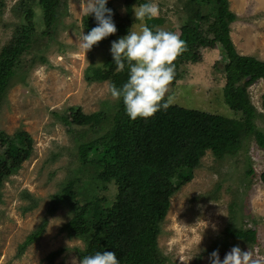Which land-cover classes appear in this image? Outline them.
<instances>
[{"label": "rangeland", "instance_id": "374dc122", "mask_svg": "<svg viewBox=\"0 0 264 264\" xmlns=\"http://www.w3.org/2000/svg\"><path fill=\"white\" fill-rule=\"evenodd\" d=\"M20 1L0 0V50L17 25L27 24L16 11ZM188 1L108 0L106 7L112 10L116 26L138 31L141 22L135 21L133 7L155 3L159 7L155 19L160 22L156 29L178 35L190 10ZM226 1L236 17L229 36L237 54L264 63V0ZM84 7V0H61L55 22L47 26L36 1L33 4L34 32L17 60L19 71L0 107V131L8 136L24 132L32 144L29 159L0 186V264H73L74 260L78 264L75 251L82 250L84 243L63 231L71 218L63 201L50 213L52 198L73 180L79 199L93 193L112 200L116 193L113 185L96 179L94 165L83 166L78 161L79 143L93 134L61 121H72L69 108H79L87 116L111 114L119 101L111 97L109 81L88 78L92 70L104 68L112 58V41L122 36L107 37L85 53L77 37L81 32L87 34V17L93 26L96 21L83 13ZM209 12L202 7L203 15ZM32 58L33 64L25 66ZM198 61L178 69L179 78L170 84L165 99L169 105L223 117L227 130L241 133V150L223 158L207 152L199 167L188 172L192 179L177 191L170 189V205L157 238L161 264H210L212 251L218 250L223 260L233 246L264 261V184L260 181L264 150L251 136H244L241 117L224 104L226 60L222 50L202 49ZM247 95L255 111L250 120L253 130L264 134V81L249 87ZM227 227L242 234L253 230L255 241L228 236ZM37 230L40 235L19 256V247ZM57 251L60 255L50 262L47 257Z\"/></svg>", "mask_w": 264, "mask_h": 264}, {"label": "trees", "instance_id": "16d2710c", "mask_svg": "<svg viewBox=\"0 0 264 264\" xmlns=\"http://www.w3.org/2000/svg\"><path fill=\"white\" fill-rule=\"evenodd\" d=\"M35 1L40 8L42 22L47 26L55 22L61 5V0H21L17 5L16 11L21 13L23 22L27 24L17 25L7 44L0 50V107L13 76L19 71L15 68L17 60L34 32L30 19L34 16ZM204 6L210 9L206 15L202 14ZM186 7L190 10L188 13L186 11V21L178 34L185 42L186 50L174 61L175 76L172 82L179 78L177 72L181 66L199 62L202 49L222 50L226 60L223 67L224 104L241 117L244 136H251L257 146L264 150V134L254 131L250 123L255 111L247 95L249 87L259 80L264 81V63L237 54L229 36V26L236 17L229 11L226 0H189ZM144 23L153 31L158 30L156 27L160 24L155 18ZM93 25L87 17L84 21L85 32L95 27ZM116 29L109 39L123 37L129 30L121 24ZM33 60L25 66L33 64ZM115 67L110 58L104 68L92 70L88 79L109 81L111 86L119 88L128 78L127 69L117 72ZM67 111L72 121L66 123L64 118L61 119L65 126L73 124L93 134L91 139L79 143L78 161L83 166L94 165L96 179L105 186L113 185L116 188L112 200L93 193L79 199L76 181L73 180L69 181L61 194L52 198L50 213L63 201L71 214L63 231L68 237L84 243L82 250L75 251L77 259L97 251H111L116 253L120 264H161L157 238L170 205V189L177 191L190 181L192 176L188 172L199 167L207 152L216 158L237 154L241 150V133L227 130L225 119L219 115L175 105L147 120L138 118L135 121L125 114L121 101L111 114L98 112L87 116L74 107ZM31 151L28 134L16 132L8 136L0 131V186L20 170ZM250 174L253 175L252 172ZM260 181L264 184V171ZM40 233L37 230L19 247V256ZM225 233L247 242L255 241L256 233L253 230L242 234L227 227ZM60 253H52L47 259L52 262Z\"/></svg>", "mask_w": 264, "mask_h": 264}, {"label": "clouds", "instance_id": "9594fccd", "mask_svg": "<svg viewBox=\"0 0 264 264\" xmlns=\"http://www.w3.org/2000/svg\"><path fill=\"white\" fill-rule=\"evenodd\" d=\"M82 9L87 16H93L96 26L87 34L81 32L77 42L85 53L98 42L114 35L117 31L113 22V12L106 7L108 0H84ZM135 21H140L139 30H128L127 34L112 41L110 53L115 70L127 69V80L121 87L110 86V95L124 105L125 114L130 120H147L170 106L165 99L175 76L176 58L186 50L185 42L174 32L153 31L144 21L158 17L159 7L147 2L133 7ZM210 264H264L255 259L250 251H242L233 246L221 260L219 251L209 256ZM77 264V261H73ZM78 264H120L115 252L97 251L83 256Z\"/></svg>", "mask_w": 264, "mask_h": 264}]
</instances>
